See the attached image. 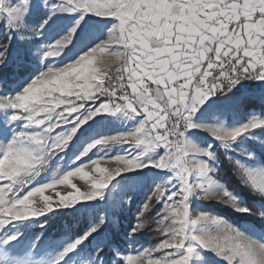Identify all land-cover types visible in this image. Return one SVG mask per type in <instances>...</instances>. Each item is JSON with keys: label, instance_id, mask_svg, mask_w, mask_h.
Returning a JSON list of instances; mask_svg holds the SVG:
<instances>
[{"label": "snow or ice", "instance_id": "obj_1", "mask_svg": "<svg viewBox=\"0 0 264 264\" xmlns=\"http://www.w3.org/2000/svg\"><path fill=\"white\" fill-rule=\"evenodd\" d=\"M51 15L43 19L42 32L59 12L77 14L74 26L55 44L43 48L41 60L58 57L73 42L88 16L114 18L106 39L95 44L76 62L66 67L49 66L14 96H0V111L8 123L21 121L7 143L0 142V225L25 221L67 208L78 202L102 198L115 177L152 167L172 173L157 184L132 228V235L149 224L156 204L154 230L163 239L155 246L126 257V264H206L201 250L210 251L224 264H264V233L242 230L223 218L199 213L193 215L192 199L215 200L238 213L264 220V207L242 206L227 189L206 191L218 186L209 177L216 155L193 143L188 133L200 129L222 146L231 145L245 134L264 127V119L254 118L228 129L197 123L195 117L205 102L216 95L227 96L242 81L264 82V0H43ZM30 0H24L29 5ZM55 5V7H53ZM27 7L5 8L0 13L21 40L26 27ZM37 33H33L36 35ZM108 57V58H105ZM9 59L8 43H0V66ZM102 113L139 117L138 126L127 134L99 139L89 144L77 162L98 145H129L135 155L92 160L52 183L24 192L57 154L63 152L81 124ZM63 125H70L64 130ZM150 154H156L155 159ZM147 157V159H144ZM240 183L255 196L264 198V163L250 166L229 158ZM255 160L254 155H249ZM114 160L110 171L102 163ZM95 172L91 188L81 192L72 178ZM197 177L207 178L204 183ZM175 181L176 190L168 185ZM71 185L75 192L44 195L47 190ZM23 193V194H22ZM34 197H42L39 207ZM103 226H94L81 239L71 243L55 264L74 252ZM17 239L11 236L5 243ZM102 251V250H101ZM99 255V253H97ZM18 264H30L21 261ZM91 264V262H90Z\"/></svg>", "mask_w": 264, "mask_h": 264}, {"label": "rangeland", "instance_id": "obj_2", "mask_svg": "<svg viewBox=\"0 0 264 264\" xmlns=\"http://www.w3.org/2000/svg\"><path fill=\"white\" fill-rule=\"evenodd\" d=\"M9 7L28 8L25 16L26 27L21 30L22 34L28 37V39L21 40L19 34L8 25L6 14L0 13V43L7 42L9 51L8 61L5 65L0 66V71L9 70V75L7 74L3 78H0V96H14L42 70H47L52 65L56 68L66 67L76 62L80 57L79 52L78 54L71 53L73 52L71 48H66L58 57L50 58L47 61L41 60L43 48L56 43L53 42L54 32H50V25L42 32L37 33L43 19L50 15L49 11L51 10L44 5L43 0H30V4L27 6L24 5V0H5V8ZM33 33L37 34L33 35ZM62 35L63 31L58 30L55 37H62ZM258 91L259 101L251 97L245 104L242 101L234 103V100L216 103L211 108H208L204 112L205 114L199 115L195 120L197 123H206L232 129L254 118L264 119V87ZM252 100L257 101L258 104L254 111H250L251 107H255ZM244 106L250 112L245 110ZM9 119L10 117L5 111H0V142L7 143L11 140L13 132H18L22 126H25L21 121H17L15 124H9ZM139 119V117L135 119L127 118L123 114L117 116L110 113H102L90 119L87 123L81 124L67 149L57 154L40 175L31 177L32 182L25 188L24 192L26 193L30 189L34 190L36 187L44 186L54 182L56 179L62 178L68 172L76 170L78 163L80 166H83L96 159L114 158L117 155H135L140 153L141 148L137 147L133 151L129 145H115L111 147L98 145L97 148L83 157V160L77 162V158L82 155L84 149L89 144L95 143L99 139L127 134L138 126ZM70 127V125L62 126L64 130H68ZM188 135L191 141L201 148L207 149L216 142L234 160H239L253 167L263 163L264 127L245 134L234 142L230 148H225L220 141L200 129H193ZM250 154L255 156L254 161L249 159ZM150 155L155 159L156 154ZM144 159H147V157H144ZM216 165L217 157L216 161L211 162L214 171L209 172L208 175L218 182V186H208L206 191L209 192L227 189L224 183L218 181L212 175L217 172ZM101 167H106L112 171L117 167V164L114 160L106 161L101 164ZM85 172H88V175H79L72 178V184L81 192H86L91 188V184L94 182V176H100L99 173L95 172V169L91 171L85 169ZM171 176V172L152 167L126 172L114 178L109 186L103 190L102 198L81 201L67 208L57 207L46 215L33 217L25 221L12 220L6 225H0V264H18V262L25 260L30 261V264H55L56 259L71 243L81 239L101 221H103V226L85 240L83 244L78 246L74 252L69 253L62 261V264H90V262L91 264H118L119 260L122 261V264H126V257L128 255L135 256L143 250L150 248V246L140 242H130L124 250L116 246H111L109 244L110 228H119L121 214L124 211L127 212L133 202L136 203V211L139 213L155 186L165 182ZM206 179L205 177L196 178L199 183H204ZM168 187L171 191H175V181L168 185ZM69 192L74 193L75 189L71 185H61L54 190L45 191L44 195L56 201L59 195H66ZM238 198L241 205L246 207L245 200L241 197ZM34 200L36 201L34 206L39 207L42 202V197H34ZM214 204L228 207L215 200L208 201L193 197V215L208 213L223 218L205 209L206 206ZM59 212H75L80 216L86 217L89 221L88 228L81 236L76 237L65 236L59 239L52 237L46 238L44 237V231L36 235L34 228L43 227L46 224L44 219L47 216ZM107 225H110V228H107ZM241 229L253 230V234L257 238H260L261 234L264 233V230H260L249 224H245ZM11 236H16L17 239L12 240L10 243H5ZM107 247L112 249L114 255L108 256L101 253ZM201 255L206 264H224L219 257L210 251L201 250Z\"/></svg>", "mask_w": 264, "mask_h": 264}, {"label": "trees", "instance_id": "obj_3", "mask_svg": "<svg viewBox=\"0 0 264 264\" xmlns=\"http://www.w3.org/2000/svg\"><path fill=\"white\" fill-rule=\"evenodd\" d=\"M9 70L0 71V78L5 75H9ZM257 87V83H252V89ZM236 94L229 96H217L219 100H226L235 97ZM252 109V108H250ZM212 151L217 157L216 171L212 175L220 182L224 183L227 190L234 195L241 197L245 200L246 207L260 208L264 207V198L255 196L252 191L245 185L241 184L233 171V166L230 162V157L226 154L221 146L214 142L212 145ZM234 160V159H233ZM262 162L264 163V154L262 155ZM162 204H156L149 214V224L143 231L132 235V228L137 222L138 212L136 211V203L133 202L127 212H123L120 216V224L118 229L110 228L109 244L116 246L117 248L124 250L127 248L130 242H140L144 245L153 247L157 245L163 237H161L155 230L156 213L161 209ZM208 211L214 212L221 217L225 218L235 227H243L245 224L252 225L260 230H264V220L251 215L238 213L228 207L222 205H208L206 208ZM46 224L40 228H34L36 235L41 234L44 231V237H52L59 239L65 236L76 237L81 236L89 226V221L86 217L80 216L75 212H59L57 214H51L45 219ZM129 240V241H128ZM104 255H114L112 249L108 247L101 252ZM118 264H122L119 260Z\"/></svg>", "mask_w": 264, "mask_h": 264}, {"label": "crops", "instance_id": "obj_4", "mask_svg": "<svg viewBox=\"0 0 264 264\" xmlns=\"http://www.w3.org/2000/svg\"><path fill=\"white\" fill-rule=\"evenodd\" d=\"M63 3V0H61V4ZM51 15V10L49 11ZM77 19V14L76 13H71V12H59L57 13L53 19L50 21V32H54V38L53 42H56L58 39L62 38L64 35L68 33V31L71 29L72 26H74L75 21ZM109 20H114V18H97L95 16H88L87 22L84 23L78 34L74 37L73 42L68 45L66 48H71V53H77L79 52L80 56L85 54L87 50H90L92 46L95 44L103 41L106 39L111 27L113 26L111 23H108ZM58 30L63 31L62 37L56 38V34ZM65 48V49H66ZM108 58V57H105ZM110 59V58H108ZM264 87V82L257 81V87L248 91H243L240 94H237L233 98H229L226 100H219L217 99V96L209 98L205 104L201 107L200 111L197 113L195 119L201 115L205 114L204 112L208 109L211 108L213 105L216 103H223L227 101H235L234 103H239L245 102L247 100H250L251 97L259 101L258 93L261 88ZM256 89V90H255ZM253 101V100H252ZM255 104V107H251L253 109H250V111H254L257 104V101H253ZM245 109V106H244ZM247 110V109H245ZM250 112L249 110H247Z\"/></svg>", "mask_w": 264, "mask_h": 264}, {"label": "built area", "instance_id": "obj_5", "mask_svg": "<svg viewBox=\"0 0 264 264\" xmlns=\"http://www.w3.org/2000/svg\"><path fill=\"white\" fill-rule=\"evenodd\" d=\"M257 83V81H252V80H246L242 81L239 85H237L232 92H230L227 96L233 95V94H238L246 90H250L252 88V83ZM216 96H225V95H216Z\"/></svg>", "mask_w": 264, "mask_h": 264}]
</instances>
